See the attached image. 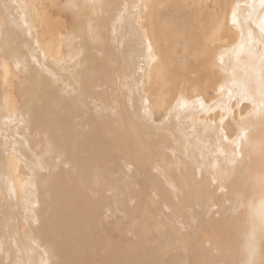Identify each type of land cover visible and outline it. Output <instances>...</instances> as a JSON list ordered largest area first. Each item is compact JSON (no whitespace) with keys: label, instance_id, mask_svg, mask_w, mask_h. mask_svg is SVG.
<instances>
[{"label":"bare ground","instance_id":"6f19581e","mask_svg":"<svg viewBox=\"0 0 264 264\" xmlns=\"http://www.w3.org/2000/svg\"><path fill=\"white\" fill-rule=\"evenodd\" d=\"M0 264H264V0H0Z\"/></svg>","mask_w":264,"mask_h":264}]
</instances>
